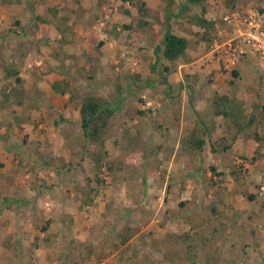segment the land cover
<instances>
[{
    "label": "crops",
    "instance_id": "obj_1",
    "mask_svg": "<svg viewBox=\"0 0 264 264\" xmlns=\"http://www.w3.org/2000/svg\"><path fill=\"white\" fill-rule=\"evenodd\" d=\"M142 1L148 14L123 0H0V264H138L144 240L162 241L170 232L189 229L180 214L194 215L196 204L206 201L205 193L215 192L210 190L214 183H208L217 179L212 167L230 174L220 153L211 151L216 140L227 138L232 152L241 154L260 145L264 155L263 144L230 130L225 118L210 111L215 93L234 97L240 82L228 71V50L216 57L207 52L213 27L202 26L205 20L220 23L229 0H171L172 5L169 0ZM168 7L172 33L189 41L174 62L160 51L165 28L159 30L158 21ZM195 15H204V20L195 23ZM139 21L148 25L139 26ZM231 30L226 26L224 32ZM246 60L239 61V73L257 64L250 54ZM141 91L150 95L144 109ZM96 93L124 101L117 120L126 124L106 144L109 161L122 162L115 165L118 172H110L96 202L86 205L82 200L91 179L83 171L96 170L84 155L80 107L84 95ZM250 98L242 92L234 98L248 107L246 124L252 115ZM150 109L161 115V126L151 123ZM258 111L253 116L264 122ZM203 124L209 138L202 156L182 154V139ZM126 130L161 146L162 172L140 168V154L126 155ZM256 166L264 170V158ZM126 167L142 169L130 179L133 187L144 186L146 173L147 200L154 203L149 216L163 201L164 210L175 209V216L183 218L182 226L161 229L152 223L138 229L134 199L142 201L144 195L129 188ZM78 171L83 175L76 178ZM228 185L226 200L233 202L235 184ZM153 186L159 189L155 192ZM243 203L250 213L252 206Z\"/></svg>",
    "mask_w": 264,
    "mask_h": 264
},
{
    "label": "rangeland",
    "instance_id": "obj_2",
    "mask_svg": "<svg viewBox=\"0 0 264 264\" xmlns=\"http://www.w3.org/2000/svg\"><path fill=\"white\" fill-rule=\"evenodd\" d=\"M169 1V4L171 5L174 3L171 0ZM213 1L216 2V0ZM261 1L262 3H264V0ZM133 2H135L134 4H137L141 8H146V4L142 0H134ZM257 3L258 0H229L228 13L225 16L238 10L247 17L254 16L257 19H260L262 28L264 29V6H262L261 3L256 5ZM203 5L201 6L202 8ZM249 8H251L250 10H252L250 13H248ZM223 18H221L220 23L215 24L212 30L209 32L211 38L206 40L205 48L207 52L211 53L214 57L220 54H226V51L228 50L229 58L226 57V64L228 67V71L230 70L231 72L236 69L239 70L240 68L239 66H237L239 61H247L246 59L249 54L257 58V64H253L251 67L241 70V76L239 78L235 77L234 82L238 81L237 79H239L240 82L235 83V85L238 84L239 86L234 87V97L232 96L231 98H237V96L241 95V92L246 93L248 97H251L250 103L252 104L251 106H249V108L252 111V115L254 113H257V110H259L258 113L260 112V115L264 116V84L263 87L258 86L260 75L264 76V49H262L260 53H254L250 51V48H248L247 46H243V50L229 48V41L232 42L231 39L235 38V27L233 28L228 23H225L223 21ZM226 26L231 27L232 29L228 34L224 32ZM215 41H218L220 51H222L221 53L215 52ZM224 43H226V45ZM235 43L237 42H233L232 47H235ZM232 55L235 57V59L231 61V58L233 57ZM223 64L225 67V61L223 62ZM170 70L171 69H169L168 72H170ZM243 81L247 84H244ZM243 86H246L244 87L245 90ZM148 98H150V95L146 94V92H142L139 95V99L145 101V104L142 105L143 109L147 106L148 102L146 101L148 100ZM255 107L257 108L256 110L253 109ZM150 111L151 112L148 114L151 123L155 121L156 124H159L161 126L162 119H158L159 121L157 120V118L161 116L159 112L157 111L154 114V111L152 109H150ZM258 122L256 124L264 130V122ZM261 128H259V136L261 133L260 130L263 131ZM159 132L162 133L163 131L160 130ZM250 139L253 138H248L247 140ZM77 141H79V139H77ZM226 141L227 143H229L227 138H221L216 140L215 143L227 144ZM262 144L264 145V143ZM106 147L105 150L107 156L103 159V161L110 163L108 159L110 150H107ZM219 156H221V161L224 162L230 174H228L227 172H223V176H217L216 180H208L209 184L210 181L211 183H214L210 190H213L215 192L210 191L205 193L206 201L204 199V203L196 204V209L199 210L198 212H196L192 216H186L180 212V215H183L182 217H184L185 222H194L196 226L192 227L191 229V227L186 223L189 226L188 230H177L174 232H170V235L162 241L157 240L148 242L144 240L145 243H143V248L138 250L137 252L138 264H208L205 259L206 253L203 249L204 245L202 243L198 245V243L200 242L196 234H198V236H202L204 235V233H206L207 235L212 236V232L214 229L217 231V233H215L216 236L219 235V239H217L216 243V245L219 247V264H264V170L258 169V167L256 166L258 160H262L264 158V155L260 150V145L256 148V150H250L245 154L233 151L232 153L228 152L226 156L223 154H220ZM85 159L86 157L83 158V160ZM91 160H89L91 163V167L96 171L87 172L86 170H84L83 173L85 175L86 173L89 174L88 176H86L87 179H93L94 175L98 174L99 172L96 163L93 159ZM104 168L105 167L103 166L100 169L101 172H103V175L101 177L105 181L104 186H106L107 181L110 180L106 179V177H109L108 175H110L111 173ZM234 168H236L238 172V174L235 176L232 175V171ZM83 173H81L80 171V175L78 171L79 176H76V178L81 177ZM64 176H66V174ZM86 177L83 176L82 180H84V178ZM233 182L235 184V194L237 197L235 198V200H233V202H229V200H226L225 193L230 189L228 184H231ZM89 184L90 183H88L87 181V187L91 186ZM206 185L208 186V184ZM140 187H132L135 188V194L139 193V195H141L143 194V192H145V187ZM147 188L149 187H146V190ZM151 188L155 189V192L159 189L155 186ZM243 196L245 200L242 199ZM243 201L246 202V204L252 206L250 208V213L252 215L249 213V211L245 210ZM142 203V207L139 206L138 208L140 214V225L138 229H146L152 223L153 227H159L161 229L166 227L169 228L170 226H176L178 228L182 226L183 222L180 221L182 217H180V215L175 216L176 213L173 212L175 209L164 210V205L161 206L163 204V201H161V205H157L155 207L156 212L151 217L149 216V214L153 209L152 207L154 203L148 201L147 197H145ZM184 229L185 228L183 227L181 230ZM186 232H191L193 234L192 240H188L182 243L179 242L180 236ZM143 244L141 243L140 245L142 246ZM196 244L197 246L194 247ZM190 245L192 246V248H190ZM137 256H134L135 260ZM22 264L33 263L22 261Z\"/></svg>",
    "mask_w": 264,
    "mask_h": 264
},
{
    "label": "trees",
    "instance_id": "obj_3",
    "mask_svg": "<svg viewBox=\"0 0 264 264\" xmlns=\"http://www.w3.org/2000/svg\"><path fill=\"white\" fill-rule=\"evenodd\" d=\"M123 1H130L133 2L134 0H123ZM191 3H194L195 1H201V0H189ZM203 10L206 11L207 5H203ZM144 8H142L143 10ZM148 14V11L146 8L144 9V13ZM163 19L162 22L158 21L161 26L158 27V29L165 28V34L163 43L160 46V51L163 48V56L167 60L174 62L178 58H180L188 49L189 47V41L183 37H180L178 35H175L172 33L170 20L172 19V13L171 8L169 7L165 13L162 14ZM198 17L204 18V15H197ZM201 18H196L195 15V23H200L202 20ZM198 19V20H197ZM204 20V19H203ZM204 24L202 26H205L207 28H212L214 25L211 23H208L207 20L203 21ZM139 26L146 27L148 25L147 21H139ZM157 26V25H156ZM128 28V27H124ZM241 58V57H240ZM246 58V57H245ZM244 58V59H245ZM169 70V68H167ZM234 78H239L241 74L237 71H233ZM260 80L258 82L259 87H263L264 84V76L260 75ZM18 82H20V78L17 79ZM122 95V94H121ZM124 101L121 99H115L113 97L107 98L103 96L102 94H86L81 98V107H80V114H81V122L80 126L83 133V141L85 143L84 146V152L87 157L90 159H93L96 163V166L98 167V174L94 175V178L90 180V187H88V190L86 191V195L84 194L85 198L82 200L84 204H94L96 202V199L99 195L100 189L104 186V179L101 177L103 175V172H101V167H105L108 172H118L115 165L117 163L122 162H116L115 164L109 162H104L103 159L106 158L107 153L105 150L106 144L108 141L116 137L118 126L122 125L125 122L120 123V121L117 120L118 115L121 111L122 106L119 105L122 104ZM256 110L257 108H253ZM248 110L247 106H244L243 104H239L235 101V99L227 96V95H220L218 93H215L212 99V103L210 106L211 115L213 117H223L225 118L227 122V126L230 130H234L237 132V134H240L246 138H253L254 140H257L259 143H264V137L259 136V128H261L256 123L258 122L256 117L251 115V119L246 124L244 121L246 111ZM141 115L146 114L145 111H139L138 112ZM259 123V122H258ZM253 133H252V129ZM209 138V131L207 130V127L205 124L201 126H195L193 130L182 139L181 141V153L184 155H189L190 157H199L202 156L204 149L207 145V139ZM124 140L126 141V147L124 149V152L127 156L131 154H140V157L142 159V166H139L140 168H148L150 171L153 172V170H159L162 172L161 166L162 162L159 160V151L162 150L161 146H154L151 145L148 141L142 140L140 137H132L130 133H128V130L124 132ZM211 141V138H210ZM212 142V141H211ZM227 143V141H226ZM233 146L230 143H223V144H212L211 145V151L214 154H223L227 155L228 152L232 153ZM232 162V161H231ZM104 163V164H103ZM103 164V166H102ZM228 166V165H227ZM231 166V165H230ZM123 168V167H122ZM146 168V169H147ZM127 170V179H131L136 176L139 177L141 170L138 168H131L126 167L124 168ZM123 170V169H120ZM213 174L217 176H223V172L218 173V167L214 166L211 168ZM149 172V171H148ZM238 172L236 168L233 169L232 175H237ZM146 173H144L143 182L145 187V192H143L144 199L147 197V190H146ZM238 179V178H237ZM129 183V188L133 187L130 181H127ZM213 183V182H212ZM94 184V185H93ZM135 186V185H134ZM139 187V186H138ZM141 188V187H140ZM253 198V197H251ZM135 204L136 206L142 207V201L138 200V197H135ZM187 202L180 203V207L183 208L186 206ZM109 207H113V203L108 204ZM192 229V227L196 226L194 222H186ZM212 232V230H211ZM212 236L207 235L204 233V235L196 236L199 238L198 245L201 243L204 245L203 249L205 250V259L208 264H219V247L216 245L217 239H219V235L216 236L215 233L217 231L214 229L212 232ZM120 235V234H119ZM170 234L168 233L167 236ZM192 233L186 232L183 233L180 238L179 242H185L188 240H192ZM212 237V238H211ZM209 239V240H208ZM129 239L125 238L124 243L127 242ZM208 240V241H207ZM189 246V245H188ZM197 244L194 246L196 247ZM190 248L192 246L190 245Z\"/></svg>",
    "mask_w": 264,
    "mask_h": 264
},
{
    "label": "built area",
    "instance_id": "obj_4",
    "mask_svg": "<svg viewBox=\"0 0 264 264\" xmlns=\"http://www.w3.org/2000/svg\"><path fill=\"white\" fill-rule=\"evenodd\" d=\"M223 21L233 28L235 27V38L231 39L232 42L229 41V48L243 50L242 47L247 46L250 48V51L254 53H260V51L264 49V29L262 28L260 19L254 16L247 17L237 10L225 16ZM233 42H237L235 43V47H232ZM214 48L215 52H222L220 51L218 41H215ZM221 55L223 56V54ZM234 59L235 57L233 56L231 61ZM36 65L39 66L40 64L35 63V66Z\"/></svg>",
    "mask_w": 264,
    "mask_h": 264
}]
</instances>
